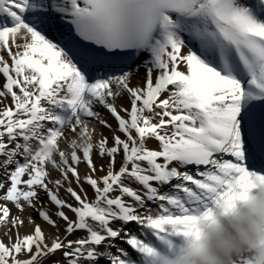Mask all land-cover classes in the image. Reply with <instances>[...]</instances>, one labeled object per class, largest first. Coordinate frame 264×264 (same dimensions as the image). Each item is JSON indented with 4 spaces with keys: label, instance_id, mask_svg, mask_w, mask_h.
Wrapping results in <instances>:
<instances>
[{
    "label": "snow or ice",
    "instance_id": "obj_1",
    "mask_svg": "<svg viewBox=\"0 0 264 264\" xmlns=\"http://www.w3.org/2000/svg\"><path fill=\"white\" fill-rule=\"evenodd\" d=\"M0 74V264H152L264 181V0H0Z\"/></svg>",
    "mask_w": 264,
    "mask_h": 264
},
{
    "label": "clouds",
    "instance_id": "obj_2",
    "mask_svg": "<svg viewBox=\"0 0 264 264\" xmlns=\"http://www.w3.org/2000/svg\"><path fill=\"white\" fill-rule=\"evenodd\" d=\"M264 264V181L193 223L184 245L174 252L156 249L152 264Z\"/></svg>",
    "mask_w": 264,
    "mask_h": 264
},
{
    "label": "bare ground",
    "instance_id": "obj_3",
    "mask_svg": "<svg viewBox=\"0 0 264 264\" xmlns=\"http://www.w3.org/2000/svg\"><path fill=\"white\" fill-rule=\"evenodd\" d=\"M0 75H2V74H0ZM9 103H10V101H9ZM110 119V118H109ZM110 122H111V120H110ZM107 134V133H106ZM155 146V142L153 141V142H151L150 143V147H154ZM81 168H83V165L81 166ZM33 215H35V214H33ZM38 222H39V220H38ZM121 246H123V247H127V245H124L122 242H121ZM243 258H241V260H242Z\"/></svg>",
    "mask_w": 264,
    "mask_h": 264
}]
</instances>
